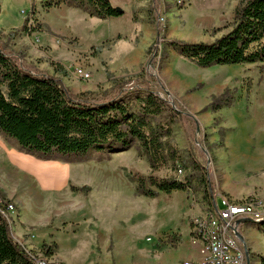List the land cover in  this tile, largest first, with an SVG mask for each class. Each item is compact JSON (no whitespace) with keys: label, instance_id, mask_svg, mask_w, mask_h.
Instances as JSON below:
<instances>
[{"label":"rangeland","instance_id":"1","mask_svg":"<svg viewBox=\"0 0 264 264\" xmlns=\"http://www.w3.org/2000/svg\"><path fill=\"white\" fill-rule=\"evenodd\" d=\"M156 1L165 39L157 44L153 0H109L125 16L106 20L89 17L61 0H29L20 17L34 13L36 29L26 33L21 26L7 42L11 29L0 28V37L15 54H23L20 63L25 68L58 78L73 95L87 93L99 100L112 86L109 74L126 79L142 72L153 77L132 79L123 100L133 103L144 97L145 92L136 91L140 86L172 110L187 111V104H192V114L187 112L190 116L184 122L170 125L181 159L189 153L203 166L211 196L232 201L254 198L264 211V61L203 68L184 60L179 49L169 45L212 43L222 37L229 31L237 0ZM46 2L53 6L46 9ZM99 46L103 50L97 53ZM56 66L65 74L55 73ZM77 67L88 73L86 80L74 74ZM184 85H190L186 92L190 95L182 93L184 99H179L173 88ZM224 94L213 112L212 100ZM167 119L168 111L152 122ZM194 121L199 125L196 133ZM45 168L57 169L63 179L47 171L57 177L50 183L39 173ZM179 168L169 164L153 175L181 180L192 170L188 161L181 174ZM150 174L135 140L127 148L89 149L43 160L0 134V198L14 208L7 223L10 234L31 254L60 264L203 261L200 248V262H192L189 255L192 222L210 206L203 189L193 180L185 191L166 194L151 188L156 195L145 196L135 179ZM240 228L239 242L248 252L249 264L259 263V256H264V224L245 223Z\"/></svg>","mask_w":264,"mask_h":264},{"label":"trees","instance_id":"2","mask_svg":"<svg viewBox=\"0 0 264 264\" xmlns=\"http://www.w3.org/2000/svg\"><path fill=\"white\" fill-rule=\"evenodd\" d=\"M61 2L101 20L124 15V11L113 7L109 0ZM157 3L153 0V19L156 23L154 44L165 42L164 28L158 23L156 16L160 7ZM43 6L49 9L53 4L46 2ZM33 14L24 17L21 27L23 32L30 33L36 29ZM227 28L229 31L212 43L170 41L169 45L178 48L184 60L203 68L264 61V0H237L232 22ZM19 31L20 28L11 29L7 34V42L13 41ZM7 42L3 43L0 37V134L43 160H54L89 149L127 148L135 140L152 172L147 177L139 176L135 179L137 190L142 195L155 196L156 192L151 188L166 194L185 191L195 180L203 189L205 201L210 204L213 190L209 188L203 166L189 153L185 155L186 160H182L172 142L170 125L179 119L184 122L185 117L190 116L187 111L168 108L164 100L150 90L144 91L140 86H137L136 91L145 92L144 97H136L133 103L123 100L130 92L131 88L127 84L132 79L143 80L148 77L153 81V77H145L146 74L142 72L126 79L109 74L108 81L112 86L99 100L87 93L73 95L58 78L25 68L20 63L23 54H15L9 49ZM95 50L99 53L103 47H96ZM54 71L65 74L59 66ZM108 96L110 97L106 98ZM223 96L226 95L212 100L213 112L219 109ZM166 111V122H152V119L162 117ZM194 125L196 133L199 125L195 121ZM186 161L191 164L192 170L181 180L153 175L169 164H178L185 169ZM1 200L8 203L3 197ZM258 260L259 264H264V256H259ZM0 264H34L25 248L13 240L2 215Z\"/></svg>","mask_w":264,"mask_h":264},{"label":"built area","instance_id":"3","mask_svg":"<svg viewBox=\"0 0 264 264\" xmlns=\"http://www.w3.org/2000/svg\"><path fill=\"white\" fill-rule=\"evenodd\" d=\"M178 1L183 3L182 0ZM74 74L83 80L89 77L87 72L78 67L74 69ZM177 173L181 174L182 171L178 170ZM261 205V201L254 198L232 201L222 195L214 196L206 214L192 222V243L200 248L203 261L181 264H247L246 250L239 242L238 234L242 224H264ZM13 211V205L4 203L0 198V215L8 224L9 215ZM28 253L34 264H60L46 257Z\"/></svg>","mask_w":264,"mask_h":264},{"label":"crops","instance_id":"4","mask_svg":"<svg viewBox=\"0 0 264 264\" xmlns=\"http://www.w3.org/2000/svg\"><path fill=\"white\" fill-rule=\"evenodd\" d=\"M29 0H2V4L0 7V28L3 29H13V28H19L22 26L23 20L20 17V10H24L23 8H26L27 6H29ZM125 12V11H124ZM125 16V15H123ZM190 88V85L186 86L184 85L183 87L179 88L178 90H175L173 88V92H174V96L178 97L179 99H184L183 95H190L187 94L186 92H188ZM183 93V95H182ZM187 112L189 114H192V104L189 103V106L187 104ZM195 109H193L194 111ZM196 112V111H195ZM210 117V116H209ZM204 120L206 121V123L208 122V119L205 117ZM41 171H52V172H56L59 173L57 169H42ZM38 175V174H37ZM41 175V174H40ZM53 176V174H52ZM59 176L61 177V179H63V174L59 173ZM42 177V176H41ZM57 178L56 176H53V180ZM51 179L49 178V182ZM232 200V199H230ZM235 201V200H234ZM192 242H193V238H192ZM191 246V250H192V254L189 253V255L192 257V262L195 261H201L200 257L198 256V246H196L195 244H190ZM199 261V262H200ZM163 264H171L173 263L172 260L169 261H165L162 262ZM256 264H259L258 262H256Z\"/></svg>","mask_w":264,"mask_h":264},{"label":"bare ground","instance_id":"5","mask_svg":"<svg viewBox=\"0 0 264 264\" xmlns=\"http://www.w3.org/2000/svg\"><path fill=\"white\" fill-rule=\"evenodd\" d=\"M39 173H40L42 176H45V177H47L48 179L50 178V179L53 181V176L50 175V174H48L47 171L44 172V171H41V170H40ZM51 180H50V181H51ZM52 181H51V183H52ZM56 181H58V180H55L54 182H56Z\"/></svg>","mask_w":264,"mask_h":264},{"label":"water","instance_id":"6","mask_svg":"<svg viewBox=\"0 0 264 264\" xmlns=\"http://www.w3.org/2000/svg\"><path fill=\"white\" fill-rule=\"evenodd\" d=\"M238 238H239V240L242 239L239 234H238ZM245 250H246V248H245ZM246 255H247V264H249V256H248L247 250H246Z\"/></svg>","mask_w":264,"mask_h":264}]
</instances>
